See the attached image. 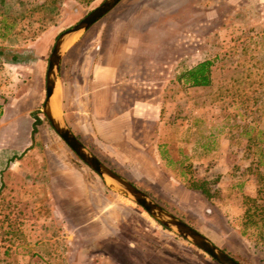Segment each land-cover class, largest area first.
<instances>
[{
  "label": "rangeland",
  "instance_id": "1",
  "mask_svg": "<svg viewBox=\"0 0 264 264\" xmlns=\"http://www.w3.org/2000/svg\"><path fill=\"white\" fill-rule=\"evenodd\" d=\"M102 1L0 0V69L36 50L46 71L56 36ZM204 59L214 61L211 85L175 81ZM107 68L114 84L101 88ZM59 76L58 110L87 149L240 263L264 264V226L244 228L241 218L244 198L264 186V0H120L69 45ZM42 103L32 145L12 165L0 151V264H218L100 177L116 215L99 232L75 228L82 214L58 200L51 176L97 174L52 129ZM133 103L151 116L133 120L146 128L134 137L155 141L148 151L172 185L134 174L99 139L106 109ZM189 179L207 180L211 196L183 191Z\"/></svg>",
  "mask_w": 264,
  "mask_h": 264
},
{
  "label": "crops",
  "instance_id": "2",
  "mask_svg": "<svg viewBox=\"0 0 264 264\" xmlns=\"http://www.w3.org/2000/svg\"><path fill=\"white\" fill-rule=\"evenodd\" d=\"M33 53V58L30 59L13 55L9 64L0 69V151L10 159H8L10 165L15 162L16 156L32 145L35 135L34 133L32 136L33 113L40 108L44 95V59L40 52L35 50ZM104 71L103 76L96 75L98 77L96 82L100 83L101 88H108L114 84V79L110 78L109 68ZM71 87H77V82H72ZM64 88L65 85L61 82L63 93ZM109 103H112V100ZM147 108L148 106L144 108L133 103L128 109L124 108L120 112L117 110L115 114H111L110 108H107L100 127L105 126L108 130L104 132V136L102 132H99L98 136L109 155L131 160L127 166L133 168L134 174L172 185L171 180L161 173L160 162L154 151H148L149 147L153 149L155 141L134 137L139 135L143 138L146 128L144 126L133 128L132 122L133 120L147 122L151 118ZM115 124L119 128L116 136ZM70 128L73 131L72 127ZM73 133L76 134L74 131ZM12 159H15L14 162ZM98 177V175L90 177L91 182L87 181L81 172L74 168L51 176L52 190L59 194L58 200L63 202L65 208L79 210L78 214H82V220L77 219L78 223L75 226L77 229L86 230L94 227L99 232L101 227L103 229L106 227V217L111 216L108 212L116 215L113 208L109 209L111 204H108L106 193L97 181ZM183 191L192 193L188 188H184ZM124 254L128 256L130 252L124 250Z\"/></svg>",
  "mask_w": 264,
  "mask_h": 264
},
{
  "label": "water",
  "instance_id": "3",
  "mask_svg": "<svg viewBox=\"0 0 264 264\" xmlns=\"http://www.w3.org/2000/svg\"><path fill=\"white\" fill-rule=\"evenodd\" d=\"M119 1L120 0H103L80 20L64 29L56 36L45 71V96L41 112L62 141L73 151L80 161L102 179L109 189L134 201L161 226L170 229L180 237L186 239L198 249L209 255L218 264H242L214 244L199 230L166 210L144 191L105 165L78 139L58 110L57 102L54 100V97L59 82L61 60L65 50L76 37L85 32L96 21L113 9Z\"/></svg>",
  "mask_w": 264,
  "mask_h": 264
},
{
  "label": "trees",
  "instance_id": "4",
  "mask_svg": "<svg viewBox=\"0 0 264 264\" xmlns=\"http://www.w3.org/2000/svg\"><path fill=\"white\" fill-rule=\"evenodd\" d=\"M214 61L211 59H204L192 66L184 68L178 74L175 75V81L184 87H205L212 83V67ZM34 122L32 125V136L36 132L37 126L41 123V118L37 113H33ZM76 135V134H75ZM77 136V135H76ZM78 137V136H77ZM104 164L103 160H101ZM107 166H109L107 164ZM112 170L117 172L113 167L109 166ZM132 184L140 188L133 181ZM207 180H194L189 179L186 182L185 187L198 192L206 198L211 196L210 188ZM263 193V194H262ZM262 194V195H261ZM242 225L244 228L250 226H264V186L257 189L256 196H246L243 200V213H242ZM182 219V218H181ZM232 256L230 253H228ZM233 257V256H232ZM237 260V259H236Z\"/></svg>",
  "mask_w": 264,
  "mask_h": 264
},
{
  "label": "bare ground",
  "instance_id": "5",
  "mask_svg": "<svg viewBox=\"0 0 264 264\" xmlns=\"http://www.w3.org/2000/svg\"><path fill=\"white\" fill-rule=\"evenodd\" d=\"M54 100H56V97H54Z\"/></svg>",
  "mask_w": 264,
  "mask_h": 264
}]
</instances>
